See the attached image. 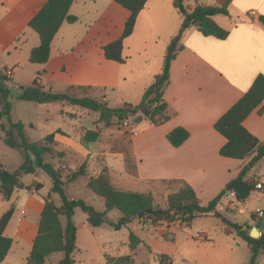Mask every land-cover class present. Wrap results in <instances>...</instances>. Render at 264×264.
<instances>
[{"label":"crops","instance_id":"1","mask_svg":"<svg viewBox=\"0 0 264 264\" xmlns=\"http://www.w3.org/2000/svg\"><path fill=\"white\" fill-rule=\"evenodd\" d=\"M46 1L0 0V69L10 72V81L18 76L17 70L20 64L17 57H13L15 61L11 66H7L2 57L5 53H23L22 48L28 43V37L23 39V46H19L22 27L26 25L28 27L29 20ZM174 1L167 4L164 0H148L137 16L132 35L124 40L125 43L133 42L136 50L148 55L144 40L139 42L142 36L141 29L155 23L167 22L162 31L164 38L160 47V61L158 59L160 73L170 41L179 34L182 24V16L174 6ZM186 1H183V6L187 13H191L196 5L205 6L200 4L202 0H189L193 2L192 5H186ZM226 2L228 15H217L212 18L220 28L228 32L224 40L203 36L195 24L183 30L176 44V55L170 64L169 82L163 95L169 120L157 127L149 124L150 127L145 130H137V126L134 125L128 135V153L123 150L120 143L118 145L110 143L107 129H103V138L100 141L95 143L83 141L88 129L80 123L82 121L80 117L89 119L87 113L89 110L62 103L33 102L36 104L34 109L31 105L26 106L30 110H35L37 115L44 116L45 122L57 115L69 120L68 128H57L50 133L54 134L53 155L45 157L61 171L62 177L71 175L85 162L88 179L95 178L101 168L106 167L110 172L111 183L117 189H120L116 187L117 181L125 183L122 177L125 174L135 182H145L152 186L160 181L186 183L193 189L197 198L200 193L208 194L205 204L199 200L202 206L225 190L224 196L216 206V211L231 222H233L231 217L238 218L240 222H233L235 224H247L251 229H256L258 238L264 233V217L259 219L255 216L256 211L264 212V181L257 176L256 164L248 172L247 178L255 180L261 188L244 202L236 201L232 192L226 191V187L232 184L250 159L234 160L221 157L219 150L226 140L214 130L215 122L249 90L255 78L258 75L264 76V27L258 21L259 17H264V0H215V4L211 6H223ZM69 15L76 17L77 22L64 23L60 27L52 40L48 62L37 65L41 68L35 71L44 72L40 82L43 85L44 79L46 89L52 90V84L58 80L65 87V91L70 86L94 87L109 107L106 92H114L120 88L122 82L132 81V68L126 67L127 61L132 56L126 53L125 57L123 53L125 63L119 64L106 60L102 47L121 37L129 12L111 0H74ZM157 37H160L159 33ZM31 38L32 46L26 51L23 49L28 55L39 43L35 37L31 36ZM93 51L96 53H92ZM148 62L149 59L144 63L148 64ZM152 75L154 79L158 74ZM9 88L11 89V85ZM121 100L122 103L131 104L125 98ZM12 114L13 106L10 118L13 122H21L24 125L25 135L30 142H40L44 139L31 141L26 131L34 129L35 125L23 118L14 120ZM143 119L145 118L142 117L140 121ZM91 121L93 127L89 130H94L96 115L91 117ZM2 123L5 121L3 120ZM96 126L100 127L102 124ZM243 126L260 142H264V102L244 120ZM178 127L188 131L189 138L180 147L174 148L168 143L166 135ZM2 141L3 133L0 131V151L5 153L2 154L3 156L0 154V165L5 170L16 173L21 185L30 187L26 191L17 190L9 200L10 207L15 211L5 231L10 226H13V231L16 233L22 231L21 219L24 217L30 224L34 222V236L27 244L31 250L37 232L36 225L43 209V203L34 194L33 185L37 183L45 185L48 181L40 170H36L34 174H24L20 170L24 163L23 155L16 149L5 147ZM15 151L18 153L15 155L14 164L9 166L5 159ZM111 157L123 158L124 171L114 170V167L108 164V159ZM128 158L135 164L134 176L128 173ZM261 161H263L261 172L264 176V158ZM145 165L150 166L151 169L147 176H141L142 167ZM79 179H83L86 185L85 178ZM25 180L31 182L25 184ZM0 198L3 200L1 195ZM51 199L57 202L54 197ZM134 222L118 232H122L124 236L133 233ZM191 224L192 222L188 226ZM183 227L186 226L178 224L175 229L179 230ZM197 234H202L205 240L196 239ZM188 239L201 242L206 257L202 259L197 254L199 247L187 246L182 255L185 264H248L251 258V248L235 237L234 233H226L222 224L217 229L198 232ZM175 241L176 236L173 234V242H165L175 245ZM13 245L12 241V246L2 264L9 258ZM189 255H194L195 258H190ZM169 256L165 258L163 264L172 263ZM255 264H264V254L257 257Z\"/></svg>","mask_w":264,"mask_h":264},{"label":"trees","instance_id":"2","mask_svg":"<svg viewBox=\"0 0 264 264\" xmlns=\"http://www.w3.org/2000/svg\"><path fill=\"white\" fill-rule=\"evenodd\" d=\"M129 12L122 35L119 39L104 45L102 52L104 58L109 61L124 64L123 57L124 40L129 38L134 30L136 19L148 0H111ZM184 0H175L174 6L182 16V24L179 34L170 41L168 51L163 59L161 73L154 77L152 84L146 90L143 101L139 105L122 103L118 108H110L101 100L88 96L79 97L77 92L91 91L94 87L70 86L64 93L46 89L40 82L44 72H37L36 77L29 86L20 87L18 100L35 102L37 104L62 103L67 106L78 107L97 114L95 125L102 123L105 128L111 126L114 119L123 121L128 117L142 116L152 126H161L169 120L167 104L163 100L164 89L169 82V69L176 55V44L181 38L184 29L191 24H197V30L203 36H211L224 40L228 32L220 28L212 18L217 15L227 16L226 2L223 6L196 5L191 13H187L183 6ZM74 0H47L28 22V28L37 34L39 45L33 48L28 57V62L36 65H44L50 56V46L54 36L64 24H74L77 18L69 15V9ZM258 21L264 27V17ZM10 81L3 69H0V131L3 133V141L11 149L21 152L24 163L20 170L24 174H34L36 170L43 172L51 184L46 195H41L43 185L35 184L34 194L43 203V209L37 223V232L33 239L32 247L26 264H45L54 255H61L58 264H76L72 255L76 250L77 228L73 222L75 209H80L87 215V224L98 228L107 224L112 230L120 231L122 228L136 220L150 219L152 222L173 225L188 226L196 218L212 215L221 221L226 233H234L235 237L245 242L251 248V258L248 264H255L259 255L264 254V233L254 239L250 237L251 228L247 224L238 225L216 211V206L224 196L221 191L216 198L205 206L200 204L193 189L186 183H180L182 187L175 193L169 194L166 199V208H158L154 205V199L150 193H138L120 190L111 183L108 168H101L95 178L88 179L86 187L104 203V211L97 212L81 199L69 198L65 185L73 183L79 178H86L87 164H81L74 173L64 180L61 171L49 163L45 157L53 155L54 134H49L40 142H30L25 135V127L21 122H13L10 118L12 106L9 101L11 92L6 83ZM96 90V89H95ZM264 102V76L258 75L249 90L214 124V130L225 138L226 143L220 148L219 155L234 160H246L249 162L241 169L237 178L232 182L231 191L236 201L244 202L257 189V182L248 179L247 174L251 168L264 158V142H260L250 134L243 126L244 120ZM5 123H2V121ZM60 132V131H57ZM189 138V133L184 128L178 127L166 135L168 143L174 147H180ZM101 140V134L97 130H88L83 136L86 143H95ZM30 155L33 157L36 168L30 164ZM175 182V181H173ZM19 177L16 173L9 172L0 165V195L5 201H9L17 190H21ZM28 188V187H27ZM29 190V188H28ZM57 195L60 205L51 199ZM117 211L119 218L116 222H108V214ZM143 210H154L141 219L137 215ZM15 209L10 207L0 216V264L5 260L11 246L12 239L4 235V232L14 214ZM64 220V224L62 222ZM166 242H173V235L162 236ZM140 239L133 233H129V248L134 250ZM106 264H134L131 256L103 255ZM165 256L160 258L164 263Z\"/></svg>","mask_w":264,"mask_h":264},{"label":"rangeland","instance_id":"3","mask_svg":"<svg viewBox=\"0 0 264 264\" xmlns=\"http://www.w3.org/2000/svg\"><path fill=\"white\" fill-rule=\"evenodd\" d=\"M165 3L171 4L172 0H164ZM193 4L192 1L187 0L186 5ZM200 4H204L205 6H211L215 4V0H202ZM223 19V18H222ZM225 20V19H224ZM167 22L163 24H154L152 26H144L142 31V36L140 37V41L144 40L146 43L147 53H141L136 50L133 42L124 41V56L126 57V53L131 54V59L127 61L126 67H131L132 81H128L127 83L122 82L120 84V88L115 90L114 92H106L108 94L109 107L117 108L122 103L121 99L127 100L133 105H139L145 96L146 90L150 87L153 81L152 74H159L158 71V59L160 58L159 54L161 53L160 47L162 46V39L164 32V27ZM161 25V26H160ZM77 29H80L79 26H76ZM157 33H159V38L157 37ZM162 33V34H161ZM26 34V35H24ZM35 37L39 42V39L35 33H33L28 27H22V34L20 36L21 40L19 42V46H23V41L28 37V43L25 44L22 48L23 53H5L2 57L3 62L7 66H11L13 61V57H17L19 65V69L17 70L18 76L14 78L13 81H9L6 83L7 87L11 85V95L9 101L13 106V114L12 117L14 120L17 118H23L24 120H30V122L35 125L34 129L27 130L28 138L31 141H38L43 139L46 135L50 134L52 130L57 128H68L69 120L67 118H62V116H54L50 121L45 122L44 116L37 115L36 111L33 110L36 107V104L33 102H26L18 100V96L20 95V87L29 86L32 81L35 79V69H40V66L29 64L28 62V53H24L29 46H32V38ZM24 39V40H23ZM34 39V38H33ZM161 39V40H160ZM39 45V43H38ZM37 45V46H38ZM25 49V51L23 50ZM95 50V49H94ZM96 53V52H92ZM15 55V56H14ZM17 55V56H16ZM147 59H149L148 64L144 63ZM160 61V59H159ZM148 66V69H147ZM141 70H144L141 72ZM156 72V73H154ZM151 74V75H149ZM151 76V77H150ZM43 86H47L43 79ZM65 87L58 80L52 84V91L64 93ZM78 96H88L91 98H95L97 100H101V95L98 94V90H91L77 92ZM125 96V97H124ZM27 105H31L33 109L26 108ZM82 111V110H81ZM90 116L89 119H83L82 116L80 119L82 121L80 123L83 124L85 128L92 129L93 124L91 121V117L97 118V114L94 112H87ZM125 120L127 121V125H125ZM123 121H118L114 119L110 127L105 128L102 123V126L98 127L94 125L95 129L99 131L101 134V139L103 138V129H107V137L110 140V143L113 145H118L119 143L122 145L123 150L128 153L129 147V133L133 130L134 125L137 126V130H145L150 127L149 121L143 119L137 123L134 122L135 117H128ZM3 145H6L3 141L1 142ZM8 147V146H5ZM18 151V150H17ZM19 152V151H18ZM18 152H13L11 156L5 159V162L12 166L15 161V155ZM20 153V152H19ZM0 154H5L0 151ZM3 156V155H2ZM128 173L131 176L135 175V164L132 162L130 158H128ZM108 164L114 167V170L124 171V161L123 158L111 157L108 159ZM263 168V161L258 162L255 165V171L257 172V176L264 181L263 172H261ZM150 166L145 165L142 167V175L147 176L149 174ZM20 173V171H19ZM42 175L46 178L48 183L43 185V191H41V195H46L50 189L51 184L47 176L42 172ZM21 176V175H20ZM88 176V175H87ZM86 176V183L88 181V177ZM125 183H120L117 181L116 187H120V190L133 191L138 193H150L154 199V205L158 208L165 209L166 208V199L169 194L175 193L179 190L182 185L180 182H171V181H160L157 182L155 186L147 184L145 182H135L132 180L130 176L125 174L124 176ZM65 180L66 177L63 176ZM30 180H25V184H29ZM35 185H33L34 187ZM115 187V186H114ZM30 188V187H28ZM28 188L22 185L21 191H26ZM119 189V188H118ZM66 194L69 198L76 197L78 199L83 200L87 205L91 206L97 212L104 211V203L103 201L95 196L84 184L83 179H78L75 183H67L65 185ZM54 197L57 202L55 204L60 205V201L57 195H52L51 198ZM199 200L205 204L208 198L207 193H200ZM11 202L1 200L0 198V216L10 207ZM119 213L115 210L111 211L107 218L108 222H116L119 218ZM23 223L21 228L22 231L14 232L13 226H10L7 231H5V235L10 237L14 243L12 250L10 252L9 258L3 264H24L26 257L30 253V249L27 246L29 242L32 240L35 231V223H29L28 220L24 217L21 219ZM87 215L83 213L80 209H75L73 222L77 228V247L74 251L72 257L75 260L76 264H105L103 255L107 254L110 256H126L129 255L133 259L134 264H162L160 263V258L162 256H166V254L170 255L169 257L172 259L171 264H185L182 259L183 250L187 246L189 248H197V254L204 259L206 257L205 251L203 249L204 246H201V242L189 240L188 237L198 233V232H206V230L217 229L221 226V221L214 216H204L195 219L190 226H186L183 228H179L176 230L175 227L179 223L175 225H168L166 223L160 222H152L150 219L145 220H136L134 223L133 234L136 235L141 244H139L134 250L129 248V235H125L122 232L112 230L107 224L105 226H101L98 228H91L87 225ZM233 222H240L238 218L231 217ZM64 224V220H62ZM37 226V225H36ZM183 226V225H182ZM175 234L176 241L175 245H171L166 243L162 236L170 237V235ZM167 255V256H168ZM166 256V257H167ZM190 258H195L194 255H189ZM169 258V259H170ZM61 259V255H54L51 257L45 264H58Z\"/></svg>","mask_w":264,"mask_h":264},{"label":"water","instance_id":"4","mask_svg":"<svg viewBox=\"0 0 264 264\" xmlns=\"http://www.w3.org/2000/svg\"><path fill=\"white\" fill-rule=\"evenodd\" d=\"M196 26H197V24H196ZM141 118H142V116L136 117V119L134 120V122L135 123L139 122L141 120ZM30 159H31L30 160V164L33 165L36 168L37 166H36V164L34 162V159H33V157L31 155H30ZM231 188H232V184H229L226 187V191L227 192H230L231 191ZM153 213H155L154 210H143V211H141V212L138 213L137 217H138V219H141V218H143V217H145V216H147L149 214H153ZM250 237H252L254 239L258 238V232H257L256 229H254V228L251 229V231H250Z\"/></svg>","mask_w":264,"mask_h":264},{"label":"built area","instance_id":"5","mask_svg":"<svg viewBox=\"0 0 264 264\" xmlns=\"http://www.w3.org/2000/svg\"><path fill=\"white\" fill-rule=\"evenodd\" d=\"M3 73H4V75L7 77V78H10V72L9 71H6L5 69H3ZM125 125H127V121L125 120V123H124ZM261 188V186L260 185H257L256 186V189H260ZM255 216H256V218H259V219H261V218H263L264 217V212L263 211H256V213H255ZM195 238L196 239H200V240H205V237L202 235V234H197V235H195Z\"/></svg>","mask_w":264,"mask_h":264}]
</instances>
